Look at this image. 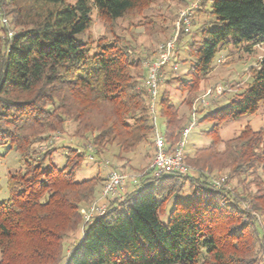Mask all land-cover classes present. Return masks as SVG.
I'll return each mask as SVG.
<instances>
[{
  "label": "trees",
  "instance_id": "obj_1",
  "mask_svg": "<svg viewBox=\"0 0 264 264\" xmlns=\"http://www.w3.org/2000/svg\"><path fill=\"white\" fill-rule=\"evenodd\" d=\"M156 1L0 0V146L15 150L22 163L8 175V196L0 201V264H264V126L247 125L227 140L218 134L223 124L264 105V56L223 106L215 107L222 94L214 90L207 103L199 95L218 52L251 53L264 44V0L202 1L192 19L199 38L186 59L173 52L177 60L168 73L181 100L175 105L163 91L151 111L144 62L155 52L136 53L114 26L141 18ZM93 16L111 39H77ZM138 26L162 29L155 17ZM178 63L187 66L175 76ZM180 106L188 112L181 114ZM156 115L164 120L161 133ZM68 122L75 123L72 136L97 156L107 146L134 153L157 134L172 151L184 146L194 122L212 123L203 132L211 142L183 152L186 174L148 177V167L138 188L107 199L104 215L84 223L79 210L106 177L77 181L85 154L72 147L65 148L63 168L45 165L57 149L50 139L63 135ZM219 175L225 179L216 187ZM185 187L188 199L175 201L163 224L166 203ZM80 228L81 238L65 254V239Z\"/></svg>",
  "mask_w": 264,
  "mask_h": 264
},
{
  "label": "rangeland",
  "instance_id": "obj_2",
  "mask_svg": "<svg viewBox=\"0 0 264 264\" xmlns=\"http://www.w3.org/2000/svg\"><path fill=\"white\" fill-rule=\"evenodd\" d=\"M202 1L204 0H157L153 5L150 6L148 10L143 12L141 18L117 21L116 26H114L115 35L128 40L132 45V49L140 55L146 54L149 56L152 54V52H155L152 57L150 56L149 59L144 62L145 73L147 72L146 65L155 59V54L157 53L159 45L173 38L176 32L174 24L176 23L179 14L182 11H188V16L186 17L188 22V31L186 32L188 34L181 38L179 44H175V51L178 53L179 60L182 61L187 57V47L194 39L199 38V31L197 30L198 26H192V19L194 20L196 18L197 10L200 8L199 6ZM148 17H151L152 20L155 17L156 28L160 27L162 29L160 31H154L153 33V30H145V28L141 26L137 27V23H143L145 18ZM160 18H162V21ZM181 31L182 30L179 31L177 39ZM103 35L108 39H111V36L105 30L103 24L98 19H96L95 16H93V24L89 31L77 36V39L84 42L89 38L96 40ZM263 56L264 44L254 47L251 53H248L244 49L237 50L232 47L218 52L213 64L214 70L209 76L208 81L202 85V90L199 93V95H201L200 98L208 90H215L216 87H221L223 89L221 92L222 96L218 98L215 107L223 106L235 92L243 89L247 85L249 82L247 69L251 66H256ZM176 60L177 58L175 57V54H172L169 62L165 66L167 73L162 75L158 89L157 100L149 102V109L151 111L152 104L153 111H155V104L158 102L163 91H166L173 104L177 105L181 100V94L178 90H176L177 84L171 79L172 75L168 74ZM186 66L187 65L184 63H178V69L174 70V75L176 76L180 73H183ZM213 93L217 95L214 91ZM206 99L204 100L207 103L208 100ZM179 111L181 114L188 112L184 106H180ZM155 120L157 132H163L165 127L164 120L158 115H156ZM247 125H249L253 130H258L264 126V105H262L260 110L253 115H244L238 119L223 124L220 127L218 133L219 138L221 140L233 138L243 127ZM211 127L212 123L208 122H194V124H191L184 139L183 152L191 154L198 148H204L208 146L211 142V138L205 135L203 132L208 131ZM74 130L75 123L68 122L65 125L63 135H53L50 140L54 143V146H56L57 149L52 154L50 160L46 161L45 165L51 162V164L56 168H63L66 152L65 148H77L80 153L85 154L81 169L75 174L77 181L90 179L96 175H100V177L105 178L111 170L126 176H138L140 175L141 171L147 169L153 161L155 145L153 144L154 142H152V138L150 139L152 142L151 144H144L140 146L137 151L131 154H119L117 147L107 146L104 148L105 151L100 156H97L92 154L91 149L87 148V144H85V142L77 141L72 136ZM21 167L22 163L20 161V156L15 150L10 149L8 145L0 146V201L6 199L8 196V175L18 171ZM152 175L153 174L150 173L148 177H152ZM214 179H225V177L219 175L215 176ZM137 183V186H133L134 184L132 182L126 183L124 187L119 189V194H116L114 197L121 196L119 197L121 199L125 194L130 193L138 188L141 180H137ZM154 185L155 183H152V186ZM226 185L228 188L231 187V184ZM188 196L189 189L188 187H185L181 193L176 195L174 198H171L166 203L164 212L160 217V220L163 224L167 223L168 215L173 208L174 202L187 200ZM100 197L101 191L97 193L91 203L83 205L79 212L83 215L82 211L87 210L92 205V203L99 200ZM104 203L107 204V201ZM81 235L82 229L80 228L71 234L67 239H65L63 246L65 254H67L68 250L71 249V246H73L75 242L81 238Z\"/></svg>",
  "mask_w": 264,
  "mask_h": 264
},
{
  "label": "built area",
  "instance_id": "obj_3",
  "mask_svg": "<svg viewBox=\"0 0 264 264\" xmlns=\"http://www.w3.org/2000/svg\"><path fill=\"white\" fill-rule=\"evenodd\" d=\"M188 11H182L175 23V34L172 39L159 45L156 57L153 61L146 65V78L144 81V88L151 98V102L155 101L158 94V87L161 81V69L169 62L173 52L175 51V44L177 40V35L180 30L188 31L187 17ZM223 89L221 87H216L214 92L219 95ZM212 93V90H208L201 98L204 103L205 97H208ZM153 110V104L151 105ZM188 131L184 133L187 134ZM155 153L153 161L148 171H151L153 176L159 177L164 174L169 173H179L186 174L189 167L183 161V142H180L175 146L172 151L167 150V146L162 135L157 134L154 137ZM147 172V171H146ZM143 172L138 176H126L124 174L118 173L116 171H109L106 182L101 190V197L99 200L92 203V205L87 209L83 210V220L84 223H90L94 218L104 215L107 201L110 197L113 198L116 194H119V189L125 186L126 183L132 182L137 183L139 177L145 175ZM224 179L215 180L214 184L219 187L223 184Z\"/></svg>",
  "mask_w": 264,
  "mask_h": 264
},
{
  "label": "crops",
  "instance_id": "obj_4",
  "mask_svg": "<svg viewBox=\"0 0 264 264\" xmlns=\"http://www.w3.org/2000/svg\"><path fill=\"white\" fill-rule=\"evenodd\" d=\"M119 197H121V196H119Z\"/></svg>",
  "mask_w": 264,
  "mask_h": 264
}]
</instances>
